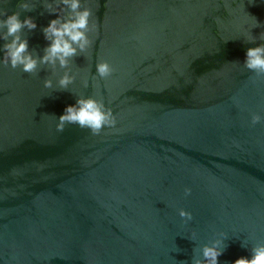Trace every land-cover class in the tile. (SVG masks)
I'll return each mask as SVG.
<instances>
[{
	"label": "water",
	"instance_id": "obj_1",
	"mask_svg": "<svg viewBox=\"0 0 264 264\" xmlns=\"http://www.w3.org/2000/svg\"><path fill=\"white\" fill-rule=\"evenodd\" d=\"M16 2L0 0V11H18ZM241 2L260 24L252 43L238 33ZM29 3L19 18L36 23L22 36L38 58L55 17L43 0ZM82 6L96 31L70 58L68 88L47 65L29 74L0 64V264H192L219 233L217 264L247 257L249 236L264 240V77L242 65L245 49L262 43L264 3ZM98 60L113 68L103 81ZM88 96L112 110L114 127L56 131L64 107ZM253 112L262 120L249 126Z\"/></svg>",
	"mask_w": 264,
	"mask_h": 264
},
{
	"label": "clouds",
	"instance_id": "obj_2",
	"mask_svg": "<svg viewBox=\"0 0 264 264\" xmlns=\"http://www.w3.org/2000/svg\"><path fill=\"white\" fill-rule=\"evenodd\" d=\"M264 3V0H260ZM253 0H249V5ZM43 8L48 14L54 15V19L48 20L41 32L47 42L38 58L28 51L27 39L22 36V30L31 32L36 28V23L31 16H25L21 20L20 13L30 11L32 4L29 0H17L14 7L18 11H0V64H6L11 69H19L23 73H34L39 65H47L51 68L53 76H57L56 87L66 89L76 77L75 73L69 72L70 58L78 52H84L90 45L88 33L96 31L95 21L89 20L92 15L90 9L82 6V0H43ZM229 15L232 9H227ZM240 23L238 33L243 35L248 43L253 42L250 35L252 28L260 27L254 16H250L243 10V4L239 9ZM262 43L255 47H248L244 51L242 68L250 71L257 79L264 77V31L258 37ZM57 69H64L57 72ZM113 68L105 61H97L95 74L100 80L110 77ZM86 83V81H85ZM95 86V81L94 84ZM52 80L43 81V88H52ZM261 115L253 112L249 114V126L261 123ZM116 117L112 110L107 108L102 99L93 96L78 97L74 104L66 105L62 114L56 118L55 129L63 131L65 124H75L81 129H87L92 135H98L102 128L114 127ZM191 188L183 189V196L188 197ZM183 220H190L191 214L183 210L178 212ZM193 238L195 234H192ZM219 238L213 239L199 248V258L194 259L192 264H217V257L221 255L223 233ZM248 249L247 257H238L231 264H264V240H253ZM245 242L241 243V247Z\"/></svg>",
	"mask_w": 264,
	"mask_h": 264
}]
</instances>
